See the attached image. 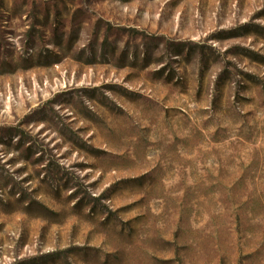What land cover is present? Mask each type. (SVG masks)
<instances>
[{"label":"rangeland","instance_id":"obj_1","mask_svg":"<svg viewBox=\"0 0 264 264\" xmlns=\"http://www.w3.org/2000/svg\"><path fill=\"white\" fill-rule=\"evenodd\" d=\"M0 264H264V0H0Z\"/></svg>","mask_w":264,"mask_h":264}]
</instances>
